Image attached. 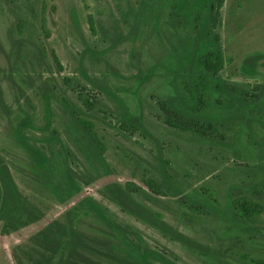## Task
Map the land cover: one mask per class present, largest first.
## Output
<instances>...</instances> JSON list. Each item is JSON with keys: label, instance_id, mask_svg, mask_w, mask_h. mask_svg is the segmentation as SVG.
<instances>
[{"label": "rangeland", "instance_id": "obj_1", "mask_svg": "<svg viewBox=\"0 0 264 264\" xmlns=\"http://www.w3.org/2000/svg\"><path fill=\"white\" fill-rule=\"evenodd\" d=\"M137 2L0 0V158L42 212L37 220L1 233L3 264H15V245L53 219L100 227L88 210L74 208L86 195L134 224L150 248L178 264H227L215 255L233 264L264 263V207L243 219L230 205L232 197L246 193L264 206L256 159L238 158L226 141L200 140L164 123L158 100L167 90L157 63L164 44L149 23L135 20L131 8ZM43 6L48 35L40 23ZM158 30L166 34L170 26L163 20ZM216 30L224 56L221 75L244 89L264 87V0H223ZM257 53L254 70L244 72V59ZM140 72L147 76L141 79ZM75 115L93 123L104 145L102 160L90 153ZM23 117L29 122L19 135L16 125ZM257 128L264 134V126ZM35 148L45 156L43 168ZM47 169L54 173L46 175ZM65 173L77 189L58 185ZM149 177L160 191L146 184ZM126 181L139 185L132 191L136 202L149 220L165 223L163 228L103 191L106 183Z\"/></svg>", "mask_w": 264, "mask_h": 264}, {"label": "trees", "instance_id": "obj_2", "mask_svg": "<svg viewBox=\"0 0 264 264\" xmlns=\"http://www.w3.org/2000/svg\"><path fill=\"white\" fill-rule=\"evenodd\" d=\"M222 1L138 0L132 5L131 12L136 21L149 23L151 31H155L164 44L165 51L157 60L164 68L167 90L164 97L158 100L164 123L200 140L216 138L226 141L223 143L229 145L238 158L256 159L253 169L258 173V187L264 183V134L257 128V124L264 126V87L256 85L257 91L244 89L220 73L224 56L216 26ZM161 20L170 26L169 33L158 34ZM40 23L48 35L44 6ZM259 56L260 53L247 56L242 63L243 71L251 73ZM53 57L58 61L55 55ZM146 73L140 72L141 79L147 76ZM74 119L87 135L90 153L102 160L104 145L93 129V123L77 115ZM28 122L27 117L18 121L16 129L19 135L23 134L22 128ZM34 152L37 163L43 168L47 164L45 156L37 148ZM48 169L45 170L46 175L54 173V169ZM161 173L171 186L174 185L166 174ZM145 181L150 189L160 191L162 186L154 178L149 177ZM58 185L70 192L78 188L68 173L58 181ZM138 188L139 185L133 181L123 184L109 182L104 185L103 191L135 215L163 228L165 223L161 222L162 226L145 217L147 211L136 202L132 192ZM125 200L132 204L126 205ZM230 205L236 216L243 219H249L264 207L253 194L246 193L232 197ZM74 208L88 210L100 222V227L89 230L59 218L53 219L33 232L25 242L15 245L12 249L15 264H108L101 260V256L117 264H159L155 260L178 264L159 250L150 248L142 240L138 227L117 219L92 195L79 199ZM41 213V209L20 190L5 161L0 158L1 233L23 227L37 220ZM152 213L154 217L158 215ZM239 217L233 220L240 224ZM63 247H68V250L60 251ZM215 257L227 264L234 263L219 255ZM257 263L264 264L261 261Z\"/></svg>", "mask_w": 264, "mask_h": 264}, {"label": "water", "instance_id": "obj_3", "mask_svg": "<svg viewBox=\"0 0 264 264\" xmlns=\"http://www.w3.org/2000/svg\"><path fill=\"white\" fill-rule=\"evenodd\" d=\"M2 226H3V220L0 219V235H1V231H2ZM0 264H3L2 259H1V254H0Z\"/></svg>", "mask_w": 264, "mask_h": 264}]
</instances>
